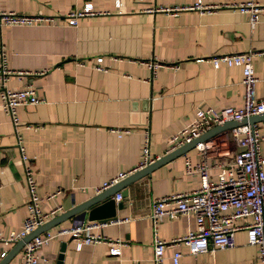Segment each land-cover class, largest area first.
Returning <instances> with one entry per match:
<instances>
[{"label": "crops", "instance_id": "obj_1", "mask_svg": "<svg viewBox=\"0 0 264 264\" xmlns=\"http://www.w3.org/2000/svg\"><path fill=\"white\" fill-rule=\"evenodd\" d=\"M192 1L0 0V9L56 16L52 24L0 27L7 66L24 71L9 76L6 87L31 84L41 99L15 108V131L32 170L42 211L59 207L54 215L59 214L86 194L103 189L102 181L117 171L136 167L145 132L148 154L155 160L183 144L170 148L169 137L190 123L196 108L241 106L240 68L223 62L213 67L207 57L252 51L255 95L264 97V9L259 10L253 27L244 12L230 7L203 12L168 9ZM86 2L95 12L67 25L65 12ZM98 56L103 69L94 67ZM148 59L162 63L153 77L144 64ZM255 123L264 155V118ZM122 128L127 131L119 136L112 131ZM227 130L214 131L200 141L207 143L203 154L210 178L216 176L217 163L226 159L220 142L229 140ZM14 141L13 126L0 109V239L17 231L26 213V189ZM200 156L196 146H190L128 183L119 200L111 195L113 217L118 221L100 232L119 241L118 253L109 252V245L116 244L107 241L77 248L68 234L56 235L36 253L53 264H152L151 200L197 188L198 176L185 172L184 159L193 164ZM87 221L64 216L45 230L53 232ZM262 221L264 235V214ZM193 228V215L183 213L161 218L155 232L169 240ZM14 241L4 246L6 251ZM20 249L6 264H17ZM174 250L181 254L178 264L257 263L256 248L246 242L243 229L235 231L230 248L191 254L183 243L166 245L160 264H171Z\"/></svg>", "mask_w": 264, "mask_h": 264}, {"label": "built area", "instance_id": "obj_2", "mask_svg": "<svg viewBox=\"0 0 264 264\" xmlns=\"http://www.w3.org/2000/svg\"><path fill=\"white\" fill-rule=\"evenodd\" d=\"M117 1V0H116ZM230 7L246 15V22L250 27L258 20V12L264 9V2L257 0H194L188 4H175L168 9L196 8L198 11H211L219 7ZM91 4L86 2L81 8H72L65 12V23L74 25L80 15L92 14ZM55 15L28 13L23 11L0 9V27L14 25H45L52 24ZM252 51H236L211 55L207 60L213 67L219 62L227 66L240 68V83L243 89V100L239 107L225 106L220 109L213 107L196 108L190 123L172 133L169 137L170 148L180 145L198 136L213 125L226 121L246 118L250 115L264 111V97L255 95L256 77L253 73L251 58ZM101 57H96L94 65L97 69H103L98 63ZM149 69L150 77L162 63L153 59L144 61ZM24 71L11 69L6 63V52L0 44V109L8 116L14 130V144L21 162L22 177L26 189L25 209L20 227L17 231H11L6 237L0 239V257L4 255V246L17 240L33 230L36 226L53 216L59 207L42 211L38 203L41 197L36 193V183L30 166L26 163V154L21 143L20 136L16 133L18 119L15 108L19 105L37 103L41 99L36 95L31 84H26L19 89H9L5 82L11 75H20ZM31 127L32 125H26ZM117 136L126 132V128L113 129ZM229 140H222L221 153L226 159L217 163L218 171L215 178L208 174L209 165L204 158L205 142L195 144L197 150L202 153L193 164L187 158L184 159L186 173H196L199 185L195 189L168 193L152 198L150 203V220L153 230L152 235V264H160L164 246L174 243H183L191 254L210 251L213 249L230 248L234 245V233L239 229L245 231L248 244L256 248V264H264V155L260 152L259 143L262 135L255 122L245 123L228 128ZM149 138L144 133L141 147V159L137 166L127 171H117L103 180L101 187H107L125 177L132 170L142 167L153 159L148 154ZM114 199L119 200V192L114 193ZM191 213L194 217V228L184 235L165 240L160 239L155 232V225L163 217L174 218L179 214ZM118 220L114 217L99 220H89L85 223L57 229L53 232L44 230L37 233L23 243L20 249L17 264H53L46 257L36 253L56 235L68 234L75 240L76 247L82 244H93L99 241H107L110 244L108 250L111 254L118 253V240H111L100 232V229ZM180 252L174 250L170 255L171 264H178Z\"/></svg>", "mask_w": 264, "mask_h": 264}, {"label": "water", "instance_id": "obj_3", "mask_svg": "<svg viewBox=\"0 0 264 264\" xmlns=\"http://www.w3.org/2000/svg\"><path fill=\"white\" fill-rule=\"evenodd\" d=\"M264 118V111L250 115L246 118L226 121L221 124L213 125L210 129L202 132L198 136L192 138L191 140L184 142L182 145L177 146L176 148L164 153L162 156L156 158L155 160L139 167L125 177L121 178L116 183L107 186L99 191L86 194L85 198L78 203L73 204L69 209L54 215L53 217L45 220L33 230L22 236L21 238L14 241L12 246L5 252V254L0 258V264H6L8 259L17 252V250L33 235L45 230L49 226L56 224L64 216H73L78 220L86 218L87 220H99L107 219L114 216V200L111 195L115 192H119L120 195L124 194V187L141 177L142 175L148 173L152 167L156 166L162 161L169 159L170 157L184 151L190 146H194L196 143L203 140L210 133H213L217 130L228 129L237 125L252 123L257 120ZM62 250V247L60 248Z\"/></svg>", "mask_w": 264, "mask_h": 264}]
</instances>
